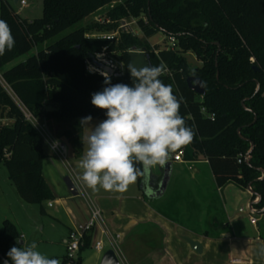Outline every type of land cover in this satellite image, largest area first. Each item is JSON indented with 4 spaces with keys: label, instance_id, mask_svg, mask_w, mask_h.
Here are the masks:
<instances>
[{
    "label": "trees",
    "instance_id": "trees-1",
    "mask_svg": "<svg viewBox=\"0 0 264 264\" xmlns=\"http://www.w3.org/2000/svg\"><path fill=\"white\" fill-rule=\"evenodd\" d=\"M117 1L108 11L111 19L137 18L146 38L161 31L177 41L178 49L146 47L151 66L165 65L159 78L181 100L180 114L195 133L176 152L182 149L185 161L207 159L218 187L251 185L253 199L261 196L254 205L264 208V0H43V16L31 21L23 20L10 2L2 3L0 19L15 39L14 48L0 56L6 84L36 118L66 124L56 137H65L75 154L82 155L80 119H106L105 111L91 104V95L106 86L105 77L90 74L87 61L101 52L119 54L125 70L108 76L112 84L132 86L129 50L140 41L136 34L122 32L117 42L93 35L83 25L50 40ZM188 51L202 61L201 67L188 66L183 55ZM22 56L24 60L7 67ZM190 76L201 78L204 95L190 89ZM49 156L41 133L0 82V165L21 199L40 205L42 213L43 203L53 199L43 174ZM92 237V231L84 232L75 264H82L81 253ZM20 238L12 221L0 224V264H12L7 253Z\"/></svg>",
    "mask_w": 264,
    "mask_h": 264
},
{
    "label": "rangeland",
    "instance_id": "rangeland-1",
    "mask_svg": "<svg viewBox=\"0 0 264 264\" xmlns=\"http://www.w3.org/2000/svg\"><path fill=\"white\" fill-rule=\"evenodd\" d=\"M9 2L23 20L31 21L42 17L44 14L43 0H27L28 5L26 7L21 6L19 2L15 3L14 0ZM119 3L120 1H117L113 5L111 4L95 12L93 15L88 16L83 21L56 36L50 42L65 36L76 27L83 25L90 28L89 33L93 35L113 36L117 42L120 40L122 32H134L140 42L133 47H137L138 49H142L143 47L153 48L154 46H159L162 49H178L176 39L161 31L152 37L146 38L138 27L137 18L125 17L122 19H111L108 16V11L111 10L112 6H116ZM34 52L35 49L31 54ZM107 55L120 60L119 54L115 55L113 52H107ZM183 55L192 70L202 66V61L193 52L188 51ZM25 57L17 58L9 63L7 67L24 60ZM1 80L4 83V79ZM4 86L14 96L6 83H4ZM16 100L21 104L18 99ZM49 108L48 106L46 107V109ZM103 120L105 119H92V126L94 127ZM38 121L45 123L50 132L55 136L59 128L61 132L68 128L66 124H59L53 120L46 121L38 117ZM7 123L10 124L11 121H7ZM90 130V128H84L83 137L88 135ZM60 140L64 141L68 147L66 158L59 157L47 147L50 156L43 161V174L53 193V199L43 203L46 209L45 213L41 212L40 205L29 204L24 200L22 201L23 207L17 206L8 193L9 190L6 182L8 171L3 165L0 167V224L8 219L16 225L21 234L20 243H15L12 247L27 246L35 241L38 251L48 258L58 259L61 264L63 256L66 255L65 242L69 239L71 232L74 230L80 231L79 227H85L88 223L91 203L100 209L111 234L117 239L119 235L111 223L124 227L133 219L139 221L141 219H147L149 215H152L151 211H155V214L165 212L177 221L187 223L188 221L196 222L200 219L208 221L213 211L215 212L218 209L220 212V216L218 217L222 219L226 216L223 208L224 203L228 205L227 213L230 215V218L237 215L238 219L237 223H235L237 228L246 231L250 229L249 217L251 213L242 201L246 193L233 182L227 183L219 191L217 190V184L211 182L210 185V181L205 175L207 169L209 170L208 164L204 165L203 163L197 162L193 164L175 163L165 195L155 201H150L146 195L151 188L150 174L152 169L151 172L142 177L141 182H139L138 177L136 182L131 184L125 192H109L103 189L93 192L79 178L82 173V169L79 167V161L84 155L87 147L86 144H83L82 155H77L65 137H60ZM159 172H161L160 169ZM65 177L71 178L79 191L78 195L74 196L71 194L64 181ZM192 177L195 178L192 179ZM158 180V178L157 181L155 180L156 184ZM5 191H7L6 195ZM249 198L251 199V197ZM49 202L53 204L52 207L48 206ZM240 207H243L242 211L239 210ZM205 208H210L207 215L202 212V209L204 210ZM86 212L89 213L86 214ZM251 215L261 219L259 223L261 227L260 232L264 236V217H261L262 214L260 213ZM144 224H140L139 222L137 227L145 226ZM149 224L151 225V223ZM100 230L99 225L91 230L93 234L92 244L81 253L82 264H100L104 253L111 249L110 243L100 233ZM239 231L236 232L238 236L240 235ZM254 236L256 237V235ZM98 240H103L104 243V250L101 252L94 249V244ZM240 242V240H236L234 243L232 241L236 252L240 250ZM221 260L223 261L222 264H229L230 259L226 261L222 258Z\"/></svg>",
    "mask_w": 264,
    "mask_h": 264
},
{
    "label": "clouds",
    "instance_id": "clouds-1",
    "mask_svg": "<svg viewBox=\"0 0 264 264\" xmlns=\"http://www.w3.org/2000/svg\"><path fill=\"white\" fill-rule=\"evenodd\" d=\"M14 46L10 26L0 19V56ZM165 70L162 63L129 66L132 86L112 84L108 74L102 73L106 86L91 95V104L104 110L106 119L94 127L91 115L79 121L81 128L91 129L82 139L87 147L79 161V178L93 192L127 191L138 177L165 165L172 153L192 141L195 133L180 114L181 100L159 78ZM7 256L12 264H60L58 259L38 251L35 241L11 247Z\"/></svg>",
    "mask_w": 264,
    "mask_h": 264
},
{
    "label": "crops",
    "instance_id": "crops-1",
    "mask_svg": "<svg viewBox=\"0 0 264 264\" xmlns=\"http://www.w3.org/2000/svg\"><path fill=\"white\" fill-rule=\"evenodd\" d=\"M9 89L10 91H12L10 87ZM13 95H14L13 98L16 100L17 97L15 96L14 93ZM83 133H84V129H83ZM168 160L172 161V170L174 168V164L177 162L190 163V164L197 162V163H203L204 165L207 164L209 165V162L204 157H200V159L196 161L183 160L179 162V161H174L173 154H171ZM1 166L2 165H0V167ZM159 169L161 171V167L157 165L156 167L152 168V172L150 170L151 172L150 175L152 179H154V181L155 180L157 181V178L160 179L162 175V172H159ZM205 175L206 178L210 181L209 183L210 185L211 182L213 184H217L210 165H209V170L207 169ZM7 177H6L7 180L6 182L9 190L8 192L9 195H11L17 206L23 207L22 206L23 200L18 195L14 184L9 178V174ZM194 178L195 177H192V179ZM233 183L235 184V182ZM157 184L154 189L157 188ZM238 186L246 193L242 201L245 203L246 207L249 208L250 213L254 214L251 210V205L253 204L254 201H257L258 198L255 197V199H253V194L251 190L248 189V187L246 188L240 185ZM221 188L222 187L217 186L218 191ZM6 192L7 191H5V195ZM165 193L160 197H149L148 194H151V191H149L148 193H146V195L150 201H155L162 198L165 195ZM249 197H251V199ZM154 205H158V204H154ZM227 207L228 205L227 204L225 205L224 203L223 208L226 214V216H224L225 218L220 219V217H218L220 216V212L217 209L218 212L217 210H215V212L213 211V214L211 215L208 221L200 219L199 221L196 222L188 221L187 223H184L170 217V215L166 214L165 212H160L159 214H155V211L153 212L151 211L152 215H149L147 219H143V220L141 219V221L137 219H133L129 221V223L126 224L124 227L123 226L121 227V225L117 226L115 223L114 224L111 223L116 233L119 235L117 241L123 259L122 263L123 264H222L223 261L221 259L223 258V260L226 261L230 259L228 262L229 264H264V236L261 235L260 232L261 227L259 226L261 219L257 218L256 224H254L251 220H249L251 224L250 229L248 231L244 229L241 230L240 228H237V226L235 225L238 219L237 215H234L232 218H230V215L227 213L228 211ZM241 208L243 207H240L239 210ZM253 208L256 211L255 213H260L262 214L261 217H264L263 216L264 208H257L255 205H253ZM209 209L207 208H205L204 210L202 209V212H204V214L207 215L209 213ZM88 213L86 212V214ZM102 220H103L102 227L106 228L110 232L106 220H104L103 214H102ZM139 222L140 224L145 223L144 224L145 226L137 227V224ZM149 223H151V225ZM237 231L240 232L239 236L236 234ZM254 235H256V237ZM183 237H187L192 240L198 241L202 246L201 252L198 253L194 249H192L190 244ZM236 240L241 241L239 245L240 250H238L239 252H236L234 250L235 246L232 245V241L234 243ZM232 256L235 257L232 258ZM234 260H238V261L234 262Z\"/></svg>",
    "mask_w": 264,
    "mask_h": 264
},
{
    "label": "built area",
    "instance_id": "built-area-1",
    "mask_svg": "<svg viewBox=\"0 0 264 264\" xmlns=\"http://www.w3.org/2000/svg\"><path fill=\"white\" fill-rule=\"evenodd\" d=\"M9 1H11V0H0V4L7 3ZM18 2L23 7H26L28 5L27 0H18L17 3ZM111 37H113V36H111ZM94 56L98 62H101V63L105 64L106 66H109L110 68H112L114 70V72L123 73L125 70L124 63L121 60L115 59V58L107 55V52L97 53ZM87 71L90 74L105 73L104 71H102L101 69H99L95 65V63L93 62L92 59L87 61ZM1 79H3V77L0 74V82L4 85L5 81L3 83ZM19 106L22 109V111L24 112L26 118L29 121H31L32 123H34V125L37 127V129L41 133L48 149L51 152H53L54 154L58 155L59 157L65 159L67 156V152H68V147H67L66 143L64 141L58 139L55 135H53L50 132L48 126L45 123H41L40 121H38V118H36L31 112H29L27 110V108L22 103L19 104ZM44 122H46V121H44ZM57 141H58V144L55 143ZM173 160L179 161V162L184 160L182 149L173 154ZM239 162H241V160H239ZM248 189L251 190L252 187L248 186ZM49 206L52 207L53 204L50 202ZM251 210L253 213L256 212L254 210L253 206L251 207ZM240 211H242V208L240 209ZM250 220L254 224L257 223V218H255L253 215H250ZM102 222H103L102 213H101L100 209L91 203L90 216H89L88 223L86 224L85 227L80 226L79 227L80 231L74 230L71 232L69 239L65 242L66 243V255H65L64 260H62L61 264H75L80 246L83 242L84 232L91 231L97 225L100 226L101 234L104 235L107 238L108 242L110 243L111 249L115 250L117 256L119 257L120 264L122 263L123 259L121 256L120 248L118 246L117 238L114 237L113 235H111V233L109 231H107L106 228L102 227ZM117 237H119V236H117ZM94 249L97 250L98 252L103 251L104 250L103 240L96 241L94 244ZM236 261H238V260H234V262H236Z\"/></svg>",
    "mask_w": 264,
    "mask_h": 264
},
{
    "label": "water",
    "instance_id": "water-1",
    "mask_svg": "<svg viewBox=\"0 0 264 264\" xmlns=\"http://www.w3.org/2000/svg\"><path fill=\"white\" fill-rule=\"evenodd\" d=\"M17 1L18 0H14L15 3H17ZM133 34L135 35L134 32H133ZM129 56H130V63L128 65V70H129V66H135L137 68H141L144 66H151L149 54L147 52L146 47H143L142 49H138L137 47H132L129 50ZM91 59L93 60V62L95 63V65L99 69H101L102 71H104L108 75H112V74L120 75V73L114 72V70L112 68H110L109 66H106L105 64H103L101 62H98L95 59V56H92ZM255 69L258 70L257 67H255ZM187 82H188V85L192 91H194L195 93H197L199 95L205 94V87H204L203 81L201 80L200 77L190 76L187 78ZM253 147H254V145H253V143H251V150L253 149ZM248 155H249V153L247 154L246 157H248ZM160 167H161L162 175L159 179L157 188L156 189H152V188L149 189V191H151V194H148L149 197H160V196H162L166 192L167 187L169 185V182L171 179V173H172V161L168 160L165 163V165L160 166ZM260 171L262 172L263 177H264V170L260 168ZM64 181H65L66 185L68 186L72 195L76 196L79 194V191L76 188L73 181L71 180V178L65 177ZM248 186H251V185H248ZM251 192H252V189H251ZM256 197L258 198V200L254 201L253 204L251 205V207L255 203H257L261 198V196L258 194L256 195ZM183 238L190 244L192 249H194L198 253L201 252L202 246L198 241L192 240V239L187 238V237H183ZM100 264H120L119 257L117 256L115 250L114 249L107 250L102 257Z\"/></svg>",
    "mask_w": 264,
    "mask_h": 264
},
{
    "label": "flooded vegetation",
    "instance_id": "flooded-vegetation-1",
    "mask_svg": "<svg viewBox=\"0 0 264 264\" xmlns=\"http://www.w3.org/2000/svg\"><path fill=\"white\" fill-rule=\"evenodd\" d=\"M150 182H151L150 183L151 188L154 189L156 187V183H155L154 179H152L151 175H150Z\"/></svg>",
    "mask_w": 264,
    "mask_h": 264
}]
</instances>
